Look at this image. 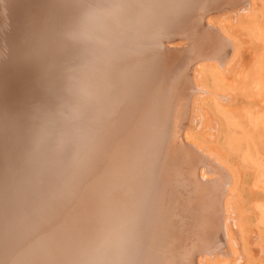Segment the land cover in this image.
I'll return each instance as SVG.
<instances>
[{
    "label": "bare ground",
    "instance_id": "bare-ground-1",
    "mask_svg": "<svg viewBox=\"0 0 264 264\" xmlns=\"http://www.w3.org/2000/svg\"><path fill=\"white\" fill-rule=\"evenodd\" d=\"M78 1L66 3L61 19L53 0H0V264H99L104 240L118 246L120 264H239V250L247 252L244 168L227 146L198 131L210 124L209 94L216 90L211 75L227 76L243 59L230 24L254 15L264 0H246L234 10L242 14L218 24L206 21V9L200 24L193 0ZM228 1L212 0L211 13L231 9ZM190 24L197 32L202 28L214 49L198 61H213L187 68L189 104L175 114L174 131L176 75L167 71L174 54L195 47L197 32L192 43L172 41ZM139 28L151 51L139 36L129 50L127 33ZM152 32L166 39L160 38L163 51ZM196 51L202 52L198 46ZM127 57L137 59L129 75ZM58 98L51 107L40 106ZM72 102L73 109L80 103L73 112L94 111L96 117L90 134L64 139L79 152L60 170L72 153L63 152L62 144L45 153L36 140L46 132L44 115L64 114V104ZM183 109L187 119L180 123ZM208 164L220 172L218 178L209 176ZM257 168L264 172L261 161ZM192 174L195 179L181 182ZM199 179L207 183L191 184ZM61 185L67 188L60 191ZM199 231L214 239L213 254L204 259ZM185 246L192 250L182 260ZM140 247L147 249L145 256H135ZM229 256L231 261L220 259Z\"/></svg>",
    "mask_w": 264,
    "mask_h": 264
},
{
    "label": "rangeland",
    "instance_id": "rangeland-1",
    "mask_svg": "<svg viewBox=\"0 0 264 264\" xmlns=\"http://www.w3.org/2000/svg\"><path fill=\"white\" fill-rule=\"evenodd\" d=\"M35 1L37 5L39 2H44V0H38L39 2L37 0ZM54 1H56L54 10H56V12L58 11L57 18L61 19L66 18V14L61 13V10L66 6V3L71 2L76 6H78L79 3L78 0H68V2H66V0H53L52 3H54ZM245 1L246 0H229L228 3L225 4H227L228 7L231 5V9H228L225 12L223 11L222 13H218L216 15L213 14L214 16H211L210 14L214 9L212 0H193L194 16L195 18L198 17L197 20L200 21V14L206 9L205 12L208 11L209 15L211 16L208 17L209 15H207V12L206 21L210 20L211 23L218 24L219 20L223 18L242 14L244 10H234H236L235 8L243 7ZM203 6L207 8L201 10ZM256 6L257 11L256 13H254V15L243 18L239 21H234L229 26L233 35L238 37L242 44V51H244L243 59L242 62L237 65V68L227 76H221L222 78H215L213 75H211V80L212 82H214L216 90L211 91V93L209 94L210 113H208V117L210 118H208V124H210L208 127L205 128L204 126L198 131L205 138H210L211 141H218L219 144L227 146V148L231 151V155L232 158H234V161L237 162L239 166H242V168L245 169H243L244 186L248 198V203H246V205L249 210L248 216L246 217V224L248 225L245 240V244L247 243V252L243 253L241 249L239 250L242 256L244 255L240 259L239 264H264V203H262L261 199V195H264V190H262V187H264V177H262L264 172L257 168V165L260 161L262 164H264V2L257 3ZM64 9L68 10L67 8ZM46 13L47 11L44 12L43 16L48 17ZM200 24H202L201 21ZM169 25L170 24H167V27L164 25V28H168ZM133 30L134 29H131L127 33V39L130 43L132 41L129 50L134 51V45L139 42L137 41V39H135V36H139L138 38L141 41V45L144 47V49L151 51L147 43V41H149V38L146 36V31H143L140 28V31L138 32H134ZM183 30L180 31V35L178 38L179 42L181 41V43L186 44L189 42L192 43L191 34L192 32H197L194 26L190 24L187 29ZM160 32H158V37H156L152 32L151 37L155 43L159 39V43H157V45L159 44L158 47L160 48V51H163V45L160 38H162L163 40L166 39L164 37H161ZM53 33V36L57 38V33L54 31ZM200 33H202L201 27L195 35V39L193 42L195 44V47L185 52H177L176 54H174V58L171 64L168 65L169 68L167 74L172 71L171 74L176 75L175 81L173 82L176 83L175 90L177 91V98L173 100L170 113L172 115L170 118V127L173 128L174 131L179 128V124L175 119V114L181 113L179 108L181 109L182 106L186 107V105L189 104V99L187 98V96L190 92V89L188 86V75L186 73L187 68H189L191 62L194 61L195 64L198 62L213 61L212 58L198 61L200 58H203L200 57L199 54L206 51L213 53L214 51L211 40ZM174 40L176 39H173L172 41L174 42ZM166 45L169 46V48L175 46L172 45V43H165V46ZM197 46L198 51L200 50L202 52L196 51ZM103 55H105L106 57L109 56L108 53H105ZM129 58L130 57L125 58L127 60L121 59V61H127L125 63L126 68L129 67L126 70V75H129L133 70H135L133 66L136 64L137 60L134 59V57H131V59ZM149 59H154V56L149 57ZM88 69L89 68H87L86 71H88ZM64 89L66 91L63 93H67L69 90L68 86ZM57 100H59V98L55 101H52V103H50V101H43V105L40 106L43 109H46L48 107H51V104L55 103ZM74 103L75 102H72V104H64V109H66L64 111V114L60 115V113L55 111H53L54 113L51 114L46 113L44 115V118L47 122L45 132L47 134H42L40 138H37L36 140L39 143L38 146L40 150H43L45 153L55 150V148L61 144L64 150L63 152L72 153L70 157L61 160L60 164L58 165V167H60V170L68 168L69 164L73 162L74 156L79 152V148H77L76 151L73 148L74 145L76 146L75 142L64 139L71 137L73 134H75L77 138L83 137L86 135L87 131H89L90 134L91 128L94 127L92 122L96 117L95 112H90L89 116L85 115L82 110V112H80V110L73 112L74 109L78 110L80 108V103H78L77 106L73 109ZM121 105L124 108V104ZM183 112L184 109L182 110L180 123L182 120H184V118L185 120L187 119V117L183 115ZM251 116L253 117L252 122ZM58 119H60V121L64 123L59 124L58 122H56V120L59 121ZM53 121H55V123H52ZM77 124H79L78 129L76 128ZM261 133H263V135H261ZM197 163L198 162H194L193 164L197 166ZM201 163L203 162L200 161L198 166H201ZM91 164L95 165L94 162H91ZM90 168V166H87L86 169L90 172ZM69 173L70 172H68L66 176L69 175ZM67 177H65L64 179H66ZM186 179H195L194 174H192V176H186V178H183L181 182L185 184ZM258 182L259 186L257 185ZM61 186L62 188L60 189V191L67 188V186L65 185ZM184 225L185 222L183 221V226ZM191 250L192 249L190 246H185L183 248L184 252L181 249L180 257L182 258V260L187 258V254ZM241 254L239 253V255ZM199 257H202V255H199ZM220 259L228 261L232 260L231 256L220 257Z\"/></svg>",
    "mask_w": 264,
    "mask_h": 264
},
{
    "label": "water",
    "instance_id": "water-1",
    "mask_svg": "<svg viewBox=\"0 0 264 264\" xmlns=\"http://www.w3.org/2000/svg\"><path fill=\"white\" fill-rule=\"evenodd\" d=\"M224 3H226V2H224ZM212 11H214V10H212ZM207 15H209V12H208V14ZM211 16H214L212 13L210 14ZM208 16V17H211V16ZM207 18V17H206ZM181 42V41H180ZM179 42V39L178 38H176V40H174V43H180ZM174 43H172L173 45H174ZM176 47V46H175ZM187 152V151H186ZM188 153V152H187ZM191 154V153H190ZM204 167H206L205 168V170L207 171V172H209V176H213L214 177V179H215V177L216 178H218L217 176L219 175L218 173H220L218 170H216V169H212V166H210L209 164L207 165V166H205L204 165ZM198 168V170H199V166L197 167ZM198 182V183H197ZM212 182H213V180H212ZM207 182L206 181H201L200 179L199 180H196V181H192V183L191 184H193V185H195V186H199V187H202V186H204L205 184H206ZM212 184V183H211ZM194 197H196V196H191V198H194ZM200 199H201V197H199ZM198 198V199H199ZM192 209V208H191ZM217 218V217H216ZM199 234H200V236H202L200 239H202L204 242V248H203V250H197V251H193V253H195V254H197L196 252H198V254H201L202 256H203V258L202 259H204L206 256L204 255V254H207L209 257L210 256H212V255H210V254H213V252L211 251V250H213L212 249V245L211 244H213V240L214 239H212V237L209 239V241H208V238L207 237H209V235H207L206 234V232L205 231H199L198 232ZM217 237V236H216ZM208 242V243H207ZM216 247V246H215ZM146 252H147V249L145 248H142V247H140L139 249H138V252H136V254H135V256H139V255H137V254H140V255H144V254H146ZM210 253V254H209ZM145 256V255H144ZM142 261L144 260V257H142V259H141Z\"/></svg>",
    "mask_w": 264,
    "mask_h": 264
},
{
    "label": "clouds",
    "instance_id": "clouds-1",
    "mask_svg": "<svg viewBox=\"0 0 264 264\" xmlns=\"http://www.w3.org/2000/svg\"><path fill=\"white\" fill-rule=\"evenodd\" d=\"M101 257L99 264H120V261L118 259L119 256V248L116 245L109 246V241L104 240L101 242ZM109 254H111L112 258L109 257Z\"/></svg>",
    "mask_w": 264,
    "mask_h": 264
}]
</instances>
